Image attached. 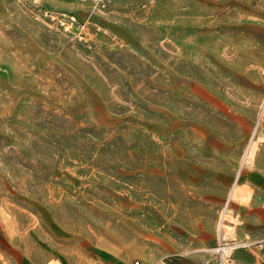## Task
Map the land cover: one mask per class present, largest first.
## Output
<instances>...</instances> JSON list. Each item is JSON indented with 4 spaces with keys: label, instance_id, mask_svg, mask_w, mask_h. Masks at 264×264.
I'll use <instances>...</instances> for the list:
<instances>
[{
    "label": "rangeland",
    "instance_id": "rangeland-1",
    "mask_svg": "<svg viewBox=\"0 0 264 264\" xmlns=\"http://www.w3.org/2000/svg\"><path fill=\"white\" fill-rule=\"evenodd\" d=\"M263 145L264 0H0V230L50 264L210 255L226 199L248 241Z\"/></svg>",
    "mask_w": 264,
    "mask_h": 264
},
{
    "label": "crops",
    "instance_id": "crops-1",
    "mask_svg": "<svg viewBox=\"0 0 264 264\" xmlns=\"http://www.w3.org/2000/svg\"><path fill=\"white\" fill-rule=\"evenodd\" d=\"M249 170L258 174L262 182L259 183L253 179H245L239 182V184L249 186L252 191L246 203L237 204L235 207L240 219L236 234L241 240H263V246L260 248L255 244H250L233 249L229 264H261L264 261V145ZM221 176L220 181L225 182ZM235 180H237L236 176L233 178L234 182ZM2 229L0 230V264H50L49 255L40 252L39 249H36V252H29L25 245L17 242L16 237L9 235L6 230L2 231ZM210 257L211 255L208 252L191 253L176 256L174 259H170L169 263H166L203 264V261ZM159 259L163 258H158L151 262ZM135 260L151 263L137 258L132 261V264H134Z\"/></svg>",
    "mask_w": 264,
    "mask_h": 264
},
{
    "label": "built area",
    "instance_id": "built-area-1",
    "mask_svg": "<svg viewBox=\"0 0 264 264\" xmlns=\"http://www.w3.org/2000/svg\"><path fill=\"white\" fill-rule=\"evenodd\" d=\"M229 199L224 200L221 204L218 216H217V236L216 241L213 246L210 247L211 257L203 261V264H229V258L231 252L228 250H233L239 246L255 244L257 247L263 246V240L255 241H232L228 242L226 238V229L229 226ZM134 264H167L163 259L156 260L151 263H143L139 260H135ZM264 264V261L261 262Z\"/></svg>",
    "mask_w": 264,
    "mask_h": 264
},
{
    "label": "bare ground",
    "instance_id": "bare-ground-1",
    "mask_svg": "<svg viewBox=\"0 0 264 264\" xmlns=\"http://www.w3.org/2000/svg\"><path fill=\"white\" fill-rule=\"evenodd\" d=\"M253 144H254V143H253ZM253 144H252V145H253ZM252 145H251V146H252ZM249 163H250V162H249ZM239 172H240V170H239ZM239 172H238V174H239ZM233 190H234V189H233Z\"/></svg>",
    "mask_w": 264,
    "mask_h": 264
}]
</instances>
